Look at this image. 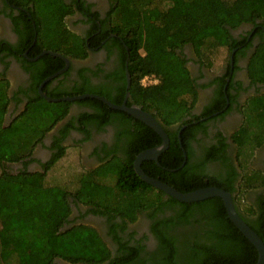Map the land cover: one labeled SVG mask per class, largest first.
I'll list each match as a JSON object with an SVG mask.
<instances>
[{"label": "trees", "instance_id": "16d2710c", "mask_svg": "<svg viewBox=\"0 0 264 264\" xmlns=\"http://www.w3.org/2000/svg\"><path fill=\"white\" fill-rule=\"evenodd\" d=\"M16 1L23 8L17 16L20 38L17 55L21 54L25 65L28 63L23 53L27 51L31 58L52 51L71 61L55 89H50L52 81L44 87L49 97L95 94L121 105L107 91L91 85L83 71H80L83 84L73 81L66 85L74 61L85 60L91 48L112 34L117 36L113 40L125 51L124 63L129 52L132 100L127 106L136 105L152 113L170 139L169 148L158 163H143L145 173L183 193L217 187L233 194L237 212L264 242V170L252 165L255 150L264 146V94L248 99L243 124L232 136L239 171L226 159L230 162L226 164L227 171L210 174L206 164L223 159L228 147L226 139L214 146V153L207 159L196 161L192 159L191 143L199 130L207 129L201 118L220 112L226 107L227 99L222 90L214 105L207 106L202 115L192 114L199 100L200 86L182 52L186 46L192 47L201 64L214 68L218 55L226 53L227 58L238 49L239 41L233 32L252 24L255 34L263 38L250 58L247 71L253 84H264V0H112L106 19L89 20L93 29L87 37L67 28L66 18L76 12L73 4L65 0ZM4 52L11 54L7 45L2 50L0 44V62ZM25 67L33 72L34 93L27 95L24 110L8 124L5 119L11 102L10 83L0 79V264H57L58 260L70 264L103 263L104 260L93 258L83 249L92 239L84 233L88 227L64 228L71 213L70 198L91 206L94 213H114L130 222L136 221L138 213L143 211L151 217H154L151 213L163 207L174 211V217L153 222L152 229L160 242L153 264L258 263L256 247L230 220L221 198L182 203L172 197L165 199L163 191L141 180L134 162L141 152L162 143V137L155 130L97 99L75 103L45 100L38 88L45 79L66 67V62L59 57L45 55ZM145 77H153L158 82L146 86L142 83ZM226 83L224 79L222 89ZM126 87L127 82L122 85V93ZM74 104L90 107L92 113L82 114L84 120L80 121L89 119L100 128L113 122L124 125L125 121L136 120L133 131L131 127L126 130L125 153L106 158L96 169L83 173L75 172L76 166L64 167L65 173L59 177L55 165L68 155L67 149L60 146L52 165L43 173L15 172L12 166L30 158L36 146L67 118ZM183 127L186 128L179 138ZM184 150L187 162L182 167ZM251 195L254 200L250 199ZM178 223L192 228L188 235H182L181 242L170 232L172 225ZM139 256V249L127 246L108 264H128L127 259L130 262Z\"/></svg>", "mask_w": 264, "mask_h": 264}, {"label": "flooded vegetation", "instance_id": "af4514ba", "mask_svg": "<svg viewBox=\"0 0 264 264\" xmlns=\"http://www.w3.org/2000/svg\"><path fill=\"white\" fill-rule=\"evenodd\" d=\"M65 1L68 4H73L76 10L72 16L66 18L67 28L82 37H87L93 29L92 22L89 20L99 21L107 18L113 2L112 0ZM82 2H85L84 6ZM84 7L88 8L91 13L87 12ZM21 10L23 8L17 5L16 0H0L1 49L3 50L7 45L11 51V54L1 53L3 61L0 62V79L4 78L10 83L9 96L11 102L5 119L7 124L24 110L27 103V95L34 93L33 72L25 66L37 61L35 60L37 57L31 58L28 51L23 53V57L27 59L28 63L25 65V62L20 57L21 54L17 55V44L20 40L17 32V16ZM92 13H97V18ZM255 31L254 26L251 24L243 25L233 32L234 37L239 41V47L234 49L232 54L225 59L220 70L214 71L212 68L201 64L195 56L192 47L186 46L182 50L188 60V67L200 86L199 100L192 114L202 115L207 106L214 105V101L222 90L227 99L226 107L220 112H216L210 117L201 118L200 121L206 123L207 129L205 131L199 130L196 139L191 143L192 159L196 161L203 158L207 159L211 153H214V146H219L223 138L226 139L228 147L225 148V154L220 151V149H223L221 146L219 149L220 154L224 155L223 159L211 160L206 164L207 171L210 174H221L227 171L228 166L226 164L230 162L226 159L231 160L239 171L232 136L243 124V110L248 99L264 94V84H253L247 71L250 58L263 38L262 35L255 34ZM114 36L112 34L100 45L91 48L89 56L85 60L73 62L70 70V79L66 85H71L73 81L83 84L84 80L80 76V71H83L91 85L102 92L107 91L111 98L127 105L132 99L130 95L127 98V87L124 93H122L121 88L127 82V75L129 74L131 77L128 70L129 52L124 63L125 51L122 50V45L116 44L117 41L113 40L117 37ZM245 36H248L247 39H244ZM61 75L56 77V80L53 79L51 80L52 82L48 81L45 83L42 87L43 91L49 82H51L50 89H55L58 86V81L62 79ZM224 79L227 80V83L224 84L222 89ZM45 80L38 88L39 93L40 87ZM17 98L21 99V102H18ZM86 112L92 113V109L88 106L74 104L67 118L58 124L42 143L36 146L32 156L12 166L15 172L19 173V171L27 170L31 173H43L50 164L52 165V161L58 154L60 146L66 148L67 152L68 149H71V151L73 150V152L76 151V153L80 154L82 165L74 170L80 173L96 169L105 162L106 158L108 159L115 154L122 156L128 147V131L126 132V130L131 127V131H133V126L137 124V121L128 120L125 121L124 125L119 122H113L100 128L98 123L89 119L84 123L80 121L84 120L81 119L83 117L81 115ZM69 125L73 126L69 127ZM181 133L179 132L178 134L179 138ZM252 165L257 170H264V146L255 150ZM168 197L166 195L165 199H168ZM254 198L251 195L250 199L254 200ZM70 201L71 213L67 217L64 228L82 226L91 229L100 244L98 257H95L97 260H104L100 264L110 263L112 259L122 254L127 246L129 248H137L140 251L138 258L130 262L127 259L128 264H153L160 248L159 239L152 229L153 222H160L165 220L166 217L172 218L175 216L174 211L163 207L161 211L151 213L154 217L149 216L147 211H143L138 213L136 221L130 222L127 218H122L114 213H94L91 206L76 202L72 198H70ZM172 228L170 231L171 235L177 236L180 242L182 235H188L192 229L190 227L185 228L181 223L175 224V226L172 225ZM56 263L70 264L61 260Z\"/></svg>", "mask_w": 264, "mask_h": 264}, {"label": "water", "instance_id": "95a60500", "mask_svg": "<svg viewBox=\"0 0 264 264\" xmlns=\"http://www.w3.org/2000/svg\"><path fill=\"white\" fill-rule=\"evenodd\" d=\"M45 55H52L55 57H59L66 62V67L63 70L47 78L45 82L42 84V86L40 87V94L45 100H47L48 102H54V103L62 102V101H68V102L75 103V102L86 100V99H97L105 103L106 105H108L111 109L126 112L127 114L133 116L135 119L151 127L162 137L163 142L160 146L149 149V150H145L137 156L134 162V168L138 176L141 178V180L163 191L167 196L172 197L182 203L191 204V203L205 201L207 199L221 198L225 203L230 220L241 231V233L256 247L259 253V259H258L257 264H264V242L261 239V237L250 226H248V224L241 218V216L237 212L235 204H234V200H233V194L223 189L217 188V187H207V188H202L196 191L183 193L175 189L171 185L159 179L152 178L145 173V171L142 168V164L146 161H155L156 163H158L159 158L163 155V153H165L168 150L169 145H170V140H169L167 133L165 132L161 124L157 121V119L154 117L152 113H148L144 111L141 107L136 106V105L131 106V107L127 106L126 103L122 105H116L112 103L111 101H109L108 99H106L105 97L95 95V94H84L80 96L63 97V98H57V99L49 97L47 94L44 93L42 89L43 85L47 83L48 81H51L55 79L56 77H58L59 75L66 72L71 65V61L67 59L66 57H64L63 55L52 52V51H44L35 60H38L39 58ZM130 86H131V77L128 74L127 75V98L130 95L129 93ZM185 128L186 127H183L180 133ZM184 157H185V161L182 167L187 162V154L185 150H184Z\"/></svg>", "mask_w": 264, "mask_h": 264}, {"label": "rangeland", "instance_id": "374dc122", "mask_svg": "<svg viewBox=\"0 0 264 264\" xmlns=\"http://www.w3.org/2000/svg\"><path fill=\"white\" fill-rule=\"evenodd\" d=\"M226 53L224 54H220V55H218V56H220L219 58H218V60L217 59H214V68H212L214 71L215 70H220L221 69V67H222V64L224 63V61H225V59H226ZM67 154L68 155H66V157L65 158H62L59 162H57V164H56V175L57 176H62V172H64L65 173V169H64V167H69V166H76V167H79V166H81L82 164H81V156H80V154L79 153H76V151L75 152H73V150L71 151V149L69 150L68 149V152H67ZM67 171V170H66ZM84 233L86 234V235H88V237H92V239H90V240H88L89 241V245L87 246V244H86V247L85 248H83L84 249V251L88 254V255H90V256H93V257H98V253H99V246H100V244H99V242H97V239H96V235L91 231V230H89V229H85L84 230ZM89 233V234H88ZM94 240H96V241H94ZM80 242H81V247H82V245H83V241H82V239L80 240ZM104 254V253H103Z\"/></svg>", "mask_w": 264, "mask_h": 264}, {"label": "built area", "instance_id": "2783aa9c", "mask_svg": "<svg viewBox=\"0 0 264 264\" xmlns=\"http://www.w3.org/2000/svg\"><path fill=\"white\" fill-rule=\"evenodd\" d=\"M158 81L154 79L153 77H145L142 81L144 85H151V84H156Z\"/></svg>", "mask_w": 264, "mask_h": 264}]
</instances>
